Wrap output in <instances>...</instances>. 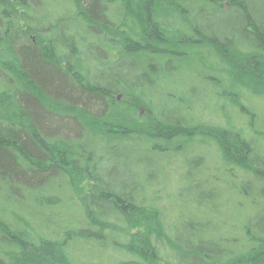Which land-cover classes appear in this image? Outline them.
<instances>
[{
    "label": "trees",
    "instance_id": "16d2710c",
    "mask_svg": "<svg viewBox=\"0 0 264 264\" xmlns=\"http://www.w3.org/2000/svg\"><path fill=\"white\" fill-rule=\"evenodd\" d=\"M263 100L264 0H0V264H264ZM203 149L221 175L162 185Z\"/></svg>",
    "mask_w": 264,
    "mask_h": 264
},
{
    "label": "rangeland",
    "instance_id": "374dc122",
    "mask_svg": "<svg viewBox=\"0 0 264 264\" xmlns=\"http://www.w3.org/2000/svg\"><path fill=\"white\" fill-rule=\"evenodd\" d=\"M188 79V75H187V71L186 70H182L180 73H178L175 77V81H177V84H181L184 83L185 80ZM188 84H193L197 85V87L199 88V91L201 93V89L203 87L204 89V85L201 84V82L199 80H191L189 82H187ZM179 95L181 98H185V99H193L191 97V95H189V90H182V89H178ZM212 99L207 97L203 99V105L206 110L205 111H199L197 114L200 116L203 115H209L210 114V108L212 107L213 103H212ZM256 103H259L260 105V110L262 113H264V100L263 101H259ZM255 106V104H254ZM263 121V120H262ZM264 122V121H263ZM237 128V127H236ZM238 129V128H237ZM264 144V142H263ZM216 151L215 149L209 150V149H203L202 151H197L195 154H187V156H181L179 158H172L170 157V159H168L169 162V168L170 169V175L167 174V177H164V179H161L160 182L162 183V185L167 184L168 188L171 186V189H175L177 182H179L177 180L179 175H183V174H187L186 171V167L189 166L193 167V171H190L191 176H193L194 178H198L197 180H204L206 177H208L209 175V171L207 170V168L210 167V170L215 171L216 170V174L221 175L222 172V168H221V164L218 160V158L215 157ZM187 158V159H186ZM156 159V158H155ZM202 162V163H201ZM166 163L164 164H159L157 165L156 162V168H160L161 166H164ZM202 167V169H201ZM142 168H140L139 170H142ZM154 169V168H153ZM215 169V170H214ZM207 170V171H206ZM152 172L154 173V171L152 170ZM157 171H155V175L158 176V174L156 173ZM117 177V176H116ZM74 180H75V185H76V194L79 196V198H84L86 197L90 192L93 191V183L90 180V178L87 175L84 174H75L74 175ZM158 182V179H156ZM157 186V185H156ZM155 186V187H156ZM157 189H159L161 191L162 194H167V191L165 190V188L158 187ZM227 197L225 196L223 199L226 201ZM187 206H185V208L190 209L189 205H188V200L186 201ZM214 205L216 207L222 206L223 203L221 202V200L219 199H214ZM178 207L173 203V211L176 213L178 212ZM223 209H230V210H234V209H238V208H233V207H227V208H223ZM61 211V209H60ZM234 210L233 215L234 216H238L237 211ZM72 211L69 212H65V213H71ZM201 213H203L202 215L207 216V210H205V208H202ZM206 214V215H205ZM218 217V216H217ZM201 221L202 223H209V221H216L214 216H210L209 219L201 216ZM40 220V218H38ZM145 220H147V218L145 217H138L135 218V222L134 225L131 229V235L133 236L134 240H138V243H141L142 238H144L147 234H149V230L153 229L152 228V224L149 222H144ZM60 222V220H59ZM41 223V222H39ZM44 223V222H43ZM38 227H35V230L37 231V233H39L40 235H48V231L51 230L50 227H46L45 225L42 224V226H40V224ZM151 225V228L150 226ZM77 241V239H75L74 243ZM105 248H102L101 246H97V245H93L90 242H86V241H79L77 242L75 245H73V252L76 253V255L78 254L80 257V263L81 264H92V260H95L93 262H96V258L99 256H103V254L105 253ZM79 259L76 258V262H79ZM90 261V262H89ZM85 262V263H84ZM147 264H164L162 262H159L157 260H153V259H148Z\"/></svg>",
    "mask_w": 264,
    "mask_h": 264
},
{
    "label": "water",
    "instance_id": "95a60500",
    "mask_svg": "<svg viewBox=\"0 0 264 264\" xmlns=\"http://www.w3.org/2000/svg\"><path fill=\"white\" fill-rule=\"evenodd\" d=\"M121 98V96L119 97V99Z\"/></svg>",
    "mask_w": 264,
    "mask_h": 264
}]
</instances>
